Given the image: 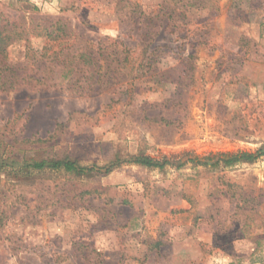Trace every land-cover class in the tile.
Masks as SVG:
<instances>
[{
    "label": "rangeland",
    "instance_id": "1",
    "mask_svg": "<svg viewBox=\"0 0 264 264\" xmlns=\"http://www.w3.org/2000/svg\"><path fill=\"white\" fill-rule=\"evenodd\" d=\"M163 1L0 0L1 25L27 30L7 47L22 79L0 92V161L94 168L0 171V264H264V0H212L177 22ZM58 19L73 52L124 41L135 79L113 64L105 89L54 85L61 67L26 52Z\"/></svg>",
    "mask_w": 264,
    "mask_h": 264
},
{
    "label": "trees",
    "instance_id": "2",
    "mask_svg": "<svg viewBox=\"0 0 264 264\" xmlns=\"http://www.w3.org/2000/svg\"><path fill=\"white\" fill-rule=\"evenodd\" d=\"M163 2L164 15L173 22H177L180 19L183 21V19L187 18V15L194 10V8L202 10L212 8L214 6V2H212V0H164ZM141 14L145 15V19L143 21L146 36H148L149 33L150 35H153L154 30H150V32L147 31L149 25L151 24L149 23L150 19H152L151 14L150 16H146V13ZM131 15L132 14H130V18L134 19ZM174 25L176 26L175 30L179 28L178 24ZM20 30L22 31L17 32L16 28L12 29L6 25H1L0 20V92L7 91L15 87L18 81L22 79V75L18 74L16 69L6 62L7 47L9 44H11L14 39L21 38L22 34H25L27 31L23 32L25 29ZM32 33L36 36L44 37L45 43L41 50H35L28 45L26 55L35 61L45 59L46 64L51 66L49 68L50 73L52 74L56 68L61 67L60 82L59 84H56L55 82L53 84L63 89L76 90V88H80L82 91L88 89L86 92L92 91L95 86H98L99 89H105L107 85H111L110 73L113 64L122 66L125 70L128 69V73H126V75L129 79L134 80L136 77L135 75L132 76L133 74L131 73H133L135 69H138L136 66L138 61L128 54L129 48L122 40H113L111 46H116V50L107 52V54L104 53V50L108 49V45L105 48L99 47V49H103V51L96 50L98 52H96V56L95 51H93L90 47H87L84 51H71L70 41L74 36V32L72 31L69 22L66 20L58 19L51 25L37 24L32 28ZM133 61L136 62L133 64ZM139 63L140 62H138V65ZM34 79L40 83H45L47 80L45 77H34ZM49 81H53V79L50 78ZM129 91H132V89H128L126 93ZM113 101L117 102L116 99H113ZM108 106L112 107L111 104ZM159 120L163 121L165 124L175 123L171 119L165 117H161ZM260 153L264 155V146L260 150ZM238 161L239 156L233 155L229 158V160L219 159L215 161L213 165L216 166L224 164L225 166H228L238 163ZM13 162L8 164L4 161H0V171L6 169V167L15 165L19 167L18 172L15 174L19 177L17 179H23L21 176L31 175L33 172H42L47 170H64L66 172L74 173L75 175H86L94 170V168L83 165L78 159L71 158L69 156H56L51 159H37L31 161L15 160ZM139 162L148 167H159L161 165L160 162H153L148 158L140 159ZM114 164L115 163L112 165ZM111 169L112 168L109 167L106 171H110ZM20 173L23 175H20Z\"/></svg>",
    "mask_w": 264,
    "mask_h": 264
}]
</instances>
